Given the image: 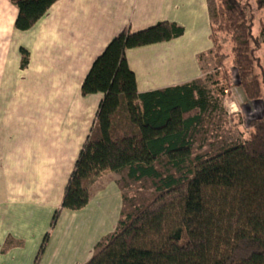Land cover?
<instances>
[{
    "label": "trees",
    "instance_id": "obj_1",
    "mask_svg": "<svg viewBox=\"0 0 264 264\" xmlns=\"http://www.w3.org/2000/svg\"><path fill=\"white\" fill-rule=\"evenodd\" d=\"M8 1L17 11L14 29L26 32L58 0ZM216 2V19L209 27L212 48L198 56L200 68L209 55L215 69L223 70L225 86L214 82L216 93L238 88L246 100L264 104V0ZM258 14L263 21L254 34ZM182 35L181 27L168 22L136 32L123 29L95 58L82 82V97L102 99L64 188L61 210L84 209L91 186L103 173L127 171L130 179L148 178L156 186V195L121 217L85 264H264V114L249 122L246 141L212 155H194L202 116L216 107L206 88L192 81L137 92L127 51ZM220 35L228 40V54L222 52ZM19 52L25 67L28 53ZM227 60L237 75L235 86L224 69ZM161 161L182 175L162 176L156 170Z\"/></svg>",
    "mask_w": 264,
    "mask_h": 264
},
{
    "label": "crops",
    "instance_id": "obj_2",
    "mask_svg": "<svg viewBox=\"0 0 264 264\" xmlns=\"http://www.w3.org/2000/svg\"><path fill=\"white\" fill-rule=\"evenodd\" d=\"M12 9L10 27L20 56H0V264H46L41 258L48 237L43 240L53 229L54 213L73 212L61 210L74 166L68 162L78 157L102 99L81 96L92 62L123 29L136 32L168 22L183 35L126 53L137 92L196 81L198 56L212 48L196 51L210 42V22L204 0H58L31 30L19 32ZM20 49L28 53L25 67ZM149 65L159 74L165 70L164 76L150 74ZM95 185L87 206L98 202Z\"/></svg>",
    "mask_w": 264,
    "mask_h": 264
},
{
    "label": "rangeland",
    "instance_id": "obj_3",
    "mask_svg": "<svg viewBox=\"0 0 264 264\" xmlns=\"http://www.w3.org/2000/svg\"><path fill=\"white\" fill-rule=\"evenodd\" d=\"M8 3V0H0V56L15 58L20 55L17 44H15L17 38L10 27L13 6ZM204 4L207 9V22H211L212 19L215 20L216 0H204ZM257 17L256 24H259L263 21L262 15L258 14ZM258 24L254 29V34L257 32ZM218 40L223 47L222 52L228 54L227 38L220 35ZM205 43L207 46L198 47L197 53L211 48L212 44L209 41ZM149 53L152 52L148 51L147 54ZM210 59V56L207 55L201 60V77L196 82L199 87L206 88L213 102L216 103V107L210 108L202 116V125L195 133L194 155H212L226 147L246 141L248 133L251 132L248 126L249 122L262 119L264 114L263 102L246 100L238 88H232L224 95L215 92L214 82L220 86L225 83H223L222 77L223 70H216ZM261 64L264 67V60L261 61ZM150 69L152 70L150 74L154 76L162 77L165 74V70L159 74V70H155L152 66ZM224 69L231 74V83L236 85L237 75L229 60L224 63ZM148 78L152 83L158 80L156 77L149 76ZM208 78H212V80ZM73 146L70 145L69 147L72 149ZM62 147L65 148L66 145ZM74 157L72 155L70 162H68L70 169H72L77 156ZM161 162L162 164H159L156 170L162 176L174 175L177 178L182 175L175 170L166 168L164 161ZM106 183L108 185L103 188L102 186ZM95 187L92 194H99L100 191L98 202H91L80 212L60 215L61 217L57 218L53 229L48 230V242L41 258L44 263L85 264L94 253L96 244L115 230L121 217L124 219L125 216L135 212L156 195V186L153 180L148 178L140 181L132 180L127 176V171L120 174L103 173L96 180Z\"/></svg>",
    "mask_w": 264,
    "mask_h": 264
}]
</instances>
